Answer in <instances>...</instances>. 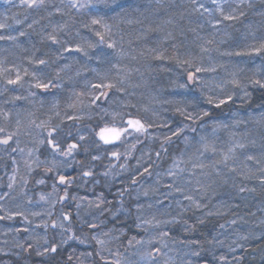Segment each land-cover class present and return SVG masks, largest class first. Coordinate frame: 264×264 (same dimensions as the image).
Returning a JSON list of instances; mask_svg holds the SVG:
<instances>
[{
  "label": "snow or ice",
  "instance_id": "6c2138e0",
  "mask_svg": "<svg viewBox=\"0 0 264 264\" xmlns=\"http://www.w3.org/2000/svg\"><path fill=\"white\" fill-rule=\"evenodd\" d=\"M2 3V51L26 53L21 63L0 58L3 103L31 97L39 110L46 100L38 94L51 92L53 99L47 119L38 118L36 111L0 107V160L7 157L12 166L6 184L0 177V189H5L0 221L22 224L0 230L10 238L0 241L5 245L0 255L16 256L15 264H28L33 254L37 264H67L56 259L65 246L94 242L93 251L69 254L67 260L252 264L246 257L252 255L254 261L258 254L264 264V0ZM13 9L22 10L23 19ZM133 24L141 26L138 40L157 34L155 46L137 51L129 39L126 48L122 25ZM32 33L47 45L41 55L34 42L29 49L22 40ZM224 44L229 47L221 48ZM233 57H248L250 66ZM154 71L172 73L167 95L166 90H150L148 76ZM255 93L262 101L250 108ZM60 98L65 99L63 111ZM80 153L84 159L77 158ZM95 162L104 169L99 174L103 187L111 191L120 180L115 201L104 191L95 199L70 192L102 184ZM77 165L78 174L71 175L68 169ZM49 179L51 191L37 193L34 201L29 183L45 186ZM249 182L259 185V217L244 196L258 190ZM68 202L75 204V217L65 210ZM32 205L40 208L28 207ZM242 207L257 218L252 229L238 227L247 223L236 211ZM189 213H199L192 223ZM211 217L224 220L218 222L223 231L205 235L197 224Z\"/></svg>",
  "mask_w": 264,
  "mask_h": 264
},
{
  "label": "trees",
  "instance_id": "16d2710c",
  "mask_svg": "<svg viewBox=\"0 0 264 264\" xmlns=\"http://www.w3.org/2000/svg\"><path fill=\"white\" fill-rule=\"evenodd\" d=\"M125 2L126 3H130V4H137V3L146 4L148 2V0H125ZM45 22L46 21H43L42 23H45ZM25 26H26V24L25 25H21L20 27L24 28ZM123 27L126 28V25H123ZM137 27H141V26L140 25H136V24L129 25V27H128L129 28L128 29V32H129L128 35L136 37V35L139 34V29ZM189 36L191 38V34H189ZM148 37L149 38H147L146 41L151 39L152 36L148 35ZM22 40L25 41V47H27L29 49H32V44L34 42L36 47H39L41 49V52L37 53V55H41L44 51L47 50V45L40 44V42H39L40 38L35 33H33L31 35V37L22 38ZM229 43H231V41ZM143 44L144 43H142L141 45H143ZM5 46L6 45L4 44V42H0V58L7 57V59L9 61L15 60L16 62L21 63V60L26 55V53L21 52L18 49H12L10 52H4V51H2V49L5 48ZM224 46L225 47H229V44H225ZM140 47H144V46H140ZM137 49L141 50V49H139V47H137ZM169 54H171V52ZM14 56H16L18 58H13ZM19 58H20V60H19ZM233 60L241 63L242 62V57H238V58L234 57ZM24 62L26 63V61H24ZM261 101H262V98H261L260 94L259 93H255L254 99H253V103L249 107L250 108H256L261 103ZM60 102L61 103H65V99L64 98H60ZM172 119L179 120L180 118L179 117H172ZM84 123H92V122L91 121H87V122L85 121ZM157 145H158V143L154 147L158 148ZM140 148H144V146L142 145ZM121 150H123V148H121ZM136 155H139V151L137 152ZM77 158L78 159H84V154L80 153ZM153 159H155L154 156H153ZM104 161L106 162L108 160L104 159ZM104 161H103V163H104ZM167 162L168 161L165 158L164 162L161 163V170L165 167L164 165H166ZM98 163H100V162H95L96 178L101 179L102 184L94 186L92 183H89L88 186L91 184L90 188H88L87 185L83 186V187H74V188L70 189V192L72 194H76L78 196H87L89 199H95V194H98L99 192L104 191L105 194L108 196V198L110 200L115 201L116 192L118 191V189L120 187H122V185L120 183V180H117V181L114 182V184H113V186L111 188V191H109L108 188L103 187V177H101L99 175V173L102 171L101 169H103V167L101 168L99 166V168H101V169H99V168L96 169V166L98 165ZM134 163H135V161L133 160L132 164H134ZM10 171H11V166L9 164L8 165L4 164L3 160L2 161L0 160V177L1 176L4 177V179L2 181L3 184L7 183V175H5V173L9 174ZM78 171H79V166L77 165V166H74L69 171V173L71 175L75 176V175L78 174ZM120 179L125 180V183L127 182L126 181V177H121ZM49 180H51V179H49ZM79 183H80V180L78 179L77 180V184H79ZM255 184H256L255 186L258 189L257 192L248 194V196H252V199L251 200L247 199V201L249 203V207L251 208L252 211L255 209L256 205H258L260 203V198H261V193L259 191V185H258L257 182H255ZM249 185L251 186V182L249 183ZM86 189H89V190H86ZM2 190L3 189H0V192H2ZM45 190L48 191V186H47V188ZM248 196H245V197L248 198ZM125 200H128L127 196H125ZM60 210H61V205L58 204L56 206V209H55V212H56L57 216L59 215ZM65 210L66 211H71L72 214H73V217H75L76 208H75V204L74 203L68 202ZM236 211L239 213V215H244V217H246L248 219L251 217V216L246 215V212L248 211V209H245V208L242 207L241 209H238ZM195 215H199V213H196V214L189 213L188 214V216L191 217V219H189V223H192L195 220ZM230 218H231V214H230ZM218 222L222 223V222H224V220L221 219V218H218V217L206 218L205 224L204 225L197 224V227L202 229L205 235H207L209 233V231H211L213 235H216L217 233L222 232V230L219 229V227H218ZM87 231H88V229L85 228V232H87ZM197 235H199V233H197ZM49 236L51 237V230L49 232ZM93 248H94V242L91 245H81V244H78V243H75V242H71L69 245L65 246V248L63 249V252H64L63 256L62 257L58 256L56 259L58 261L67 262V264H78V261L75 260V259H73L72 261H68L67 260L68 255L71 254L74 257H76V256H79L80 253H82V252L93 251ZM249 251H251V250H249ZM257 253H258V250H257ZM255 255H256V259L254 261H253L252 255H248L246 257V259L248 261L252 262V264H260L259 255L258 254H255ZM208 258L211 259L210 256ZM95 259L97 261V264H102V262L99 260V257H95ZM16 260H17V258L14 255H9V256L0 255V264H5V262H6V264H15ZM38 260H39V258L36 257L33 254L31 256V258L29 259L28 264H37Z\"/></svg>",
  "mask_w": 264,
  "mask_h": 264
},
{
  "label": "rangeland",
  "instance_id": "374dc122",
  "mask_svg": "<svg viewBox=\"0 0 264 264\" xmlns=\"http://www.w3.org/2000/svg\"><path fill=\"white\" fill-rule=\"evenodd\" d=\"M17 2H18V0H17ZM5 11V6L3 5V3H2V0H0V12H4ZM13 12H15V11H20L21 12V15H20V18L21 19H23V12H22V10H19V9H13L12 10ZM57 19H58V17H57ZM27 23V21L25 22V24ZM46 23V22H45ZM26 27V26H25ZM39 27V26H38ZM129 27V25H126V28H124L123 27V25H122V28H123V30H124V32H125V41H124V43H125V47L127 48L128 47V40L129 39H131V40H133L134 41V43L132 44V47H134V48H136L137 49V47H139V49H142L143 47H140V46H145V45H147V46H155V37H156V35L157 34H155V33H150V34H148V35H151L152 37H151V39H149L148 41H146V39H137V36H138V34L136 35V37H134V36H129L128 35V28ZM139 30H140V28L141 27H137ZM126 29V30H125ZM33 34V33H32ZM89 35H90V33H89ZM147 38H149V37H147ZM139 42V43H138ZM142 43H144L143 45H141ZM225 45V44H224ZM224 45H221V48H228V47H225ZM137 51H139L138 49H137ZM172 50H171V48L169 47V53L171 52ZM13 58H18V57H16V56H14ZM234 58V57H233ZM232 58V59H233ZM238 58V57H237ZM19 60H20V58H19ZM21 62H22V60H21ZM260 61H259V59L257 58L256 59V63L258 64ZM18 63V62H17ZM89 63H94V61H90ZM147 63H149V64H152L153 66H159V67H164L165 66V64H164V62H161V61H154V60H148L147 61ZM241 64L242 65H249L250 66V64H249V58L248 57H242V62H241ZM167 66H169V67H171L172 65H167ZM146 76H147V74H146ZM170 76H172V73H168V72H161V71H154V72H152L151 73V75L150 76H148V79H149V86H150V90H153V91H155V90H166V91H163V94L164 95H167L168 94V92L169 91H171V89H169L168 88V84H169V77ZM33 91H35V89H33ZM19 94H21L22 96H26L27 95V92L24 90V89H20L19 90ZM41 98H44L45 100H46V106H45V108H43V109H39V110H37L38 109V101H37V103H36V105H34L33 104V98H31V97H29L28 99H21V100H19V101H15V103L14 104H6V103H3V101H4V97H0V107H3V108H5V109H9V110H12L13 112H15L16 110H17V108H19L20 110H29V111H36V116L38 117V118H40V119H47V108H48V102H50L52 99H53V93H51V92H49V93H40V94H38ZM64 104L65 103H61V110L63 111V108H64ZM166 116H170V114H165ZM87 122V121H86ZM157 131H160V130H157ZM142 146V145H141ZM140 146V147H141ZM144 146V145H143ZM155 146V145H154ZM153 146V147H154ZM158 146V145H157ZM13 155H16L15 153L13 154ZM42 159H43V157H41ZM2 161V160H1ZM3 162H4V164H6V165H10L11 166V163H10V161H8L7 160V157H5V159L3 160ZM108 163V161H104V163L103 164H107ZM168 163V162H167ZM167 165V164H166ZM166 165H164L165 167H166ZM99 166L102 168L103 166L100 164V163H98V165L96 166V169L97 168H99ZM11 168H12V166H11ZM101 168H99V169H101ZM72 168H70V169H68V172L71 170ZM102 171L104 170V169H101ZM101 171V172H102ZM11 174V171H10V173L8 174V175H10ZM100 174V173H99ZM34 176H35V178H39V174H34ZM2 177V176H1ZM51 183H52V180H48V183H47V186H48V191H46L45 189L47 188V186L45 185V186H36L35 184H34V181H32V182H30L29 183V188L31 189V192H30V195H32V197H33V200L35 201V200H37L38 199V195H37V193H39V192H41V191H43V192H45V193H47V192H49V191H51V187H50V185H51ZM250 183V182H249ZM6 184V183H5ZM256 184H255V182H251V186H255ZM88 186V185H87ZM250 186V185H249ZM250 186V187H251ZM91 187V184L88 186V188H90ZM5 189H3L2 191H4ZM86 190H89V189H86ZM227 191H232L230 188L229 189H227ZM0 193H2V192H0ZM248 194H250V193H245L244 194V196H248ZM129 199V198H128ZM248 200H251L252 199V196H248V198H247ZM0 203H2V202H0ZM28 207H33V208H35V209H39L40 208V205H32V206H28ZM173 208H175V205H173ZM253 211H256L257 212V217H259L260 215H261V213H259L258 211H257V207H255V209L253 210ZM81 215L83 216V215H85V210L84 209H82L81 210ZM241 216H244V215H241ZM55 218V217H54ZM89 219H90V217H88ZM246 217H244V219H245ZM245 221H247V223H242L240 226H238V227H241V228H243V229H252L254 226H255V223L257 222V218L256 217H250L249 219L248 218H246L245 219ZM19 226H22V224L20 223V221L19 220H16V221H0V230H2V229H5V228H8V227H19ZM38 231H43L42 229H39ZM223 231V230H222ZM258 231V230H257ZM21 235V237H23L24 235H26V234H24V233H21L20 234ZM221 238H223V237H221ZM6 239H10L9 237H5V236H3V235H0V241H3V240H6ZM0 247H5V245L3 244V243H0ZM111 248H112V250L113 251H116L117 250V244H116V242H114L112 245H111ZM119 251L121 252V253H123V247H120L119 248ZM104 255L105 256H107L108 254H107V252H105L104 253ZM110 259H114V257H109Z\"/></svg>",
  "mask_w": 264,
  "mask_h": 264
}]
</instances>
